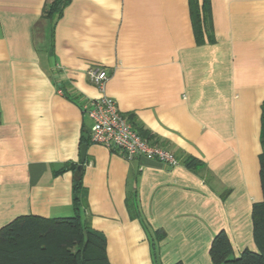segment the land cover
Listing matches in <instances>:
<instances>
[{
    "label": "crops",
    "instance_id": "crops-1",
    "mask_svg": "<svg viewBox=\"0 0 264 264\" xmlns=\"http://www.w3.org/2000/svg\"><path fill=\"white\" fill-rule=\"evenodd\" d=\"M194 2L211 11L200 43L190 0H70L53 21L50 0H0V229L73 217L80 182L83 218L106 236L111 264H154L151 230L165 234L158 264H213L222 231L234 257L257 252L264 0ZM96 66L121 113L179 165L91 144L83 106L100 96Z\"/></svg>",
    "mask_w": 264,
    "mask_h": 264
},
{
    "label": "trees",
    "instance_id": "trees-1",
    "mask_svg": "<svg viewBox=\"0 0 264 264\" xmlns=\"http://www.w3.org/2000/svg\"><path fill=\"white\" fill-rule=\"evenodd\" d=\"M69 2L50 0L45 9L46 17L52 21L59 19ZM190 10L196 39L200 43L202 29L207 33L211 24V11L207 5L198 8L194 0H190ZM141 135L146 138L144 134ZM262 145L264 148V136ZM197 162L192 158L184 161V164L196 170ZM260 166L264 192V152L260 157ZM81 176L82 171H79L78 177ZM79 187L80 182H76L73 217L51 219L28 215L18 217L2 227L0 264H111L106 236L88 226L83 218L84 202L79 197ZM252 223L257 252L245 250L239 258L234 257L232 244L222 231L216 235L210 249L213 264H264V200L253 205ZM145 230L149 231L148 227ZM149 232L154 264H158V243L165 234L162 231Z\"/></svg>",
    "mask_w": 264,
    "mask_h": 264
},
{
    "label": "built area",
    "instance_id": "built-area-1",
    "mask_svg": "<svg viewBox=\"0 0 264 264\" xmlns=\"http://www.w3.org/2000/svg\"><path fill=\"white\" fill-rule=\"evenodd\" d=\"M88 77L100 92L98 98L89 99L83 106L84 112L93 121L91 144L118 151L128 161L143 157L171 167L179 165L174 154L143 137L121 113L117 102L107 95L106 86L110 78L107 69L92 67L88 70Z\"/></svg>",
    "mask_w": 264,
    "mask_h": 264
},
{
    "label": "water",
    "instance_id": "water-1",
    "mask_svg": "<svg viewBox=\"0 0 264 264\" xmlns=\"http://www.w3.org/2000/svg\"><path fill=\"white\" fill-rule=\"evenodd\" d=\"M87 148H88V145H84L82 147V154H81V163H82V165L85 164Z\"/></svg>",
    "mask_w": 264,
    "mask_h": 264
}]
</instances>
